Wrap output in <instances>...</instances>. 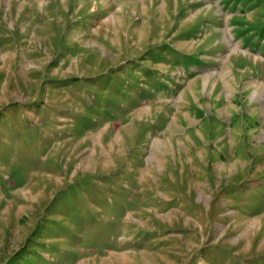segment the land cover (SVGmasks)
<instances>
[{"label":"rangeland","instance_id":"rangeland-1","mask_svg":"<svg viewBox=\"0 0 264 264\" xmlns=\"http://www.w3.org/2000/svg\"><path fill=\"white\" fill-rule=\"evenodd\" d=\"M0 264H264V0H0Z\"/></svg>","mask_w":264,"mask_h":264},{"label":"bare ground","instance_id":"bare-ground-1","mask_svg":"<svg viewBox=\"0 0 264 264\" xmlns=\"http://www.w3.org/2000/svg\"><path fill=\"white\" fill-rule=\"evenodd\" d=\"M203 78V77H202Z\"/></svg>","mask_w":264,"mask_h":264}]
</instances>
